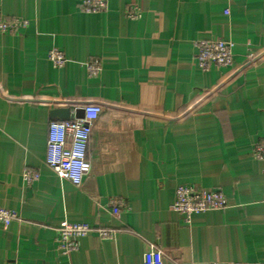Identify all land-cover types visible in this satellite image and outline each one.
I'll return each instance as SVG.
<instances>
[{"label":"crops","instance_id":"crops-1","mask_svg":"<svg viewBox=\"0 0 264 264\" xmlns=\"http://www.w3.org/2000/svg\"><path fill=\"white\" fill-rule=\"evenodd\" d=\"M80 1L0 0V20L27 21L0 32V207L18 216L0 223V264H142L149 244L163 264H264V157L253 152L264 0H106L100 12ZM208 39L233 44L229 66L198 68L195 42ZM86 104L101 112L85 142L90 171L74 185L45 164L48 125ZM180 185L219 191L227 206L185 223L171 209ZM63 221L91 228L69 253L56 239Z\"/></svg>","mask_w":264,"mask_h":264},{"label":"built area","instance_id":"built-area-1","mask_svg":"<svg viewBox=\"0 0 264 264\" xmlns=\"http://www.w3.org/2000/svg\"><path fill=\"white\" fill-rule=\"evenodd\" d=\"M80 9L84 12H100L106 9V0H81ZM129 18L138 17L137 10L130 8ZM27 26V21L15 18L0 20V32L15 33L19 28ZM233 44L223 39H208L195 42V61L198 68L207 71L211 68H224L232 63ZM51 64L60 68L66 61L63 53L58 49H51L48 53ZM86 69L90 76H95L100 70L98 61H88ZM82 116L69 120H54L48 125L45 164L61 180H67L74 185H80L90 171V164L85 157V142L90 135L92 125L101 112L97 104H86L82 108ZM256 158L264 157V136L254 145ZM36 175L25 173L24 180L29 183ZM112 213L119 211V202H110ZM227 200L219 191L204 192L194 186H177L171 209L183 216L185 223H189L194 214L226 208ZM18 218L13 210L0 207V223L7 225ZM91 228L87 224H75L63 221L57 228L58 249L69 253L78 245ZM102 239H108L110 232L98 230ZM142 264H163V253L154 244H149L143 254Z\"/></svg>","mask_w":264,"mask_h":264},{"label":"water","instance_id":"water-1","mask_svg":"<svg viewBox=\"0 0 264 264\" xmlns=\"http://www.w3.org/2000/svg\"><path fill=\"white\" fill-rule=\"evenodd\" d=\"M54 117H56L59 121L62 120H69V114H68V110H56L54 111ZM82 115L77 116L76 118H80Z\"/></svg>","mask_w":264,"mask_h":264}]
</instances>
